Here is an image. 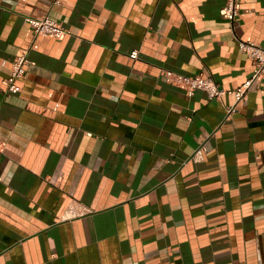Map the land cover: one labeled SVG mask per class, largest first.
<instances>
[{
	"label": "crops",
	"instance_id": "obj_1",
	"mask_svg": "<svg viewBox=\"0 0 264 264\" xmlns=\"http://www.w3.org/2000/svg\"><path fill=\"white\" fill-rule=\"evenodd\" d=\"M225 2L0 0V264H264V81L236 103L165 78L252 77L264 0L233 25Z\"/></svg>",
	"mask_w": 264,
	"mask_h": 264
},
{
	"label": "built area",
	"instance_id": "obj_2",
	"mask_svg": "<svg viewBox=\"0 0 264 264\" xmlns=\"http://www.w3.org/2000/svg\"><path fill=\"white\" fill-rule=\"evenodd\" d=\"M239 2L240 0H226L222 7L224 17L229 20L232 25L239 14ZM26 20L37 35L48 34L59 39L67 33L66 28L60 22L55 21L47 15L42 18L26 17ZM240 47L247 53L249 58L252 59L256 68L252 77L236 88L224 89L211 75L203 73L187 75L166 70L165 78L168 82L185 89L189 95H192L196 90H202L207 94L209 99L213 100L220 99L225 93H228L234 95L236 103H238L239 101L245 99L249 90H251L258 82L262 80L264 81V48L260 44H256L253 41H241ZM130 56L132 58H137L138 51L134 50L131 52ZM27 63L28 58L26 53L16 56L12 60L10 66V76L6 80V93L17 91V80L25 75V66ZM3 64H5V61ZM235 110L236 104L228 107L227 118L231 116ZM203 149V147L197 148L192 157L197 161L201 160L204 152ZM2 152L3 147L0 141V157Z\"/></svg>",
	"mask_w": 264,
	"mask_h": 264
}]
</instances>
